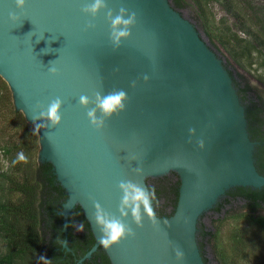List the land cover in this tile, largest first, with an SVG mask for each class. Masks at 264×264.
<instances>
[{"label": "water", "instance_id": "1", "mask_svg": "<svg viewBox=\"0 0 264 264\" xmlns=\"http://www.w3.org/2000/svg\"><path fill=\"white\" fill-rule=\"evenodd\" d=\"M86 2L26 0L21 11L13 0H0V77L15 109L38 135L40 161L53 165L65 190L58 211L63 232L79 205L94 236L93 246L78 260L82 263L100 247L89 218L94 200L116 213L121 179L147 187V178L173 172L180 182L174 213L156 215L158 228L145 218L143 228L132 225L135 239L102 249L111 264H177L178 246L184 252L181 264H203L195 239L200 216L231 188L264 187L254 165L256 142L249 138L232 80L167 0H106L114 14L121 6L137 14L130 37L115 52L103 11L93 21L95 29L83 31L90 19L80 12ZM9 12L19 17L15 23L8 20ZM50 62L58 75H49ZM133 80L135 88L129 87ZM113 88L127 92L126 109L97 132L89 127L79 97ZM56 97L64 101L60 124L36 129L35 105L46 107ZM189 128L195 129L191 137ZM137 165L143 169L140 176L131 171Z\"/></svg>", "mask_w": 264, "mask_h": 264}, {"label": "trees", "instance_id": "2", "mask_svg": "<svg viewBox=\"0 0 264 264\" xmlns=\"http://www.w3.org/2000/svg\"><path fill=\"white\" fill-rule=\"evenodd\" d=\"M212 1L224 6L226 12L236 20L234 24L223 26L222 32L221 26L215 25L219 43L230 48V56L238 66H252L253 52L264 55V21L261 17L262 21L258 17L243 16L244 9L237 0H191L203 16L206 15L204 11L210 10L209 3ZM169 4L176 11L183 6L182 0H173ZM236 32L243 35L244 39L237 36ZM229 74L244 107L249 138L256 142V171L264 176V98L241 75ZM4 92L9 93V88L0 77V98ZM18 113L25 120L23 114L20 111ZM26 127L32 132L30 126ZM6 152L9 153V148ZM18 152L19 149L10 156L9 170L0 169V237L6 245V254L0 258V264H111L101 246L89 259L78 263L94 244V236L80 206L76 205L71 210L65 235L58 211L62 209L67 195L56 178L53 165L47 161H38L34 165L32 157H27L24 162L13 163ZM27 153L25 151L26 156ZM145 182L148 188L154 187L156 190L158 202H153L156 215L170 217L178 200L180 182L177 174L170 172L161 177L147 178ZM220 200L214 208L216 212L230 204H240L243 213L238 215L246 217L264 238V217L250 216L264 208V187L255 190L231 188ZM205 235L204 232L200 233L199 239L203 240ZM64 241L67 249L63 247ZM199 246L201 250V242ZM231 250L234 252H231L230 257L221 255V264H237L239 260L243 264H264V242L255 241L254 235L246 231L239 230L232 234ZM202 259L206 264L203 253Z\"/></svg>", "mask_w": 264, "mask_h": 264}, {"label": "rangeland", "instance_id": "3", "mask_svg": "<svg viewBox=\"0 0 264 264\" xmlns=\"http://www.w3.org/2000/svg\"><path fill=\"white\" fill-rule=\"evenodd\" d=\"M167 1L170 3L173 0ZM182 3L183 6L178 10V13L194 27L198 36L204 44H206L208 49L218 60H220L222 66L227 68L224 67L227 73L229 74V72H231L232 76L241 75L253 87V89L257 93H260L264 98L263 53L257 54L253 52L251 57L253 63L252 66L242 68L238 66L230 56V52L228 51L230 48H225L219 43V34L217 35L215 25L219 24L222 32V29H224L223 26L234 24L236 22L235 18L226 12L225 8H223L224 6H220L215 1L209 3L210 10L204 11L206 13L204 16L202 15V12H200L201 10L192 4L191 0H182ZM237 3L244 9V12H242L243 16H254L259 19L261 17L264 21V0H237ZM219 20H221L220 23H218ZM258 23L260 24L259 20ZM232 30L235 31V29ZM236 34L244 39V36L240 33L236 32ZM230 78L232 80L231 76ZM232 86L236 90L233 82ZM0 99V169L4 171L10 169V156L14 155L18 149L19 152L22 151L24 154L25 151L28 152L26 157H32L33 164L35 165L40 161L38 135L26 120L18 115V111L14 109L10 90L9 93L4 92ZM238 99L240 101L239 96ZM27 125L30 126L32 132L28 131V128L26 127ZM24 144H26V146H24ZM8 148L9 153L6 152V149ZM214 206L200 216L196 225V243L201 258L203 253L204 258L207 261L206 264H221V255L225 257L231 256V252H234L231 250V236L235 231H246V233L254 235L255 241L259 243L262 241L264 242V238L260 236V232L256 231L255 227L247 221L246 217H240L238 215L243 213L241 212L240 204H230L223 207L220 212L213 210ZM250 216L254 218L264 217V208ZM201 231L206 234L203 240L199 239L200 233H202ZM200 242L201 250L199 246ZM5 254L6 245L3 238L0 237V258ZM237 264L243 263L239 260Z\"/></svg>", "mask_w": 264, "mask_h": 264}, {"label": "clouds", "instance_id": "4", "mask_svg": "<svg viewBox=\"0 0 264 264\" xmlns=\"http://www.w3.org/2000/svg\"><path fill=\"white\" fill-rule=\"evenodd\" d=\"M13 3L17 10L22 11L26 0H13ZM101 11L104 12L105 21L109 25V44L115 52L120 48L122 41L130 37L131 29L136 24L137 14L124 6H121L114 14L113 10L108 7L106 0H87L80 8L81 14L90 18L85 23L83 31L87 32L95 29L96 25L93 21ZM18 19L19 17L15 12H9V21L15 23ZM48 73L50 76L58 75V69L52 62L48 67ZM142 79L146 82L149 77L145 74ZM136 86L137 80L130 82L129 87L135 88ZM128 100V94L124 89L113 88L107 93L95 91L91 97L81 95L78 105L86 109L85 115L89 127L101 132L106 127V121L125 111ZM63 102L60 97H56L50 100L46 107L37 103L32 114L34 127L36 129L57 127L62 118L60 110ZM188 132L191 137L195 134V129L189 128ZM198 145L202 146V141H198ZM26 159V155L21 151L17 154L13 163L23 162ZM130 160H136V157L131 156ZM131 171L137 176L143 173L140 165L131 168ZM116 187L121 194L116 213L105 210L98 201L94 200L93 211L89 216L99 232L98 244L106 250L118 245L121 241L135 239L136 232L132 225H135L136 228H143L145 218L154 228L159 226L153 207V202H158L154 187L148 188L129 179H121ZM82 227L83 225H81V229ZM174 255L177 264H181L184 259L183 250L178 246L175 247Z\"/></svg>", "mask_w": 264, "mask_h": 264}, {"label": "flooded vegetation", "instance_id": "5", "mask_svg": "<svg viewBox=\"0 0 264 264\" xmlns=\"http://www.w3.org/2000/svg\"><path fill=\"white\" fill-rule=\"evenodd\" d=\"M179 179V178H178ZM224 196V195H223ZM222 196V197H223ZM221 201V200H220ZM220 201H218L217 203H216V205L214 206V208L220 203ZM213 210H215V209H213ZM79 227V226H78Z\"/></svg>", "mask_w": 264, "mask_h": 264}]
</instances>
